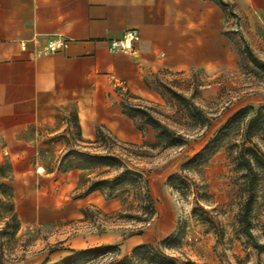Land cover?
I'll return each instance as SVG.
<instances>
[{"label":"crops","instance_id":"crops-1","mask_svg":"<svg viewBox=\"0 0 264 264\" xmlns=\"http://www.w3.org/2000/svg\"><path fill=\"white\" fill-rule=\"evenodd\" d=\"M245 3L264 11V0ZM225 23L214 0H0V163L11 167L20 224L79 221L88 209L118 212L119 199L82 194L80 171H45L44 143L69 127L65 116L74 113L84 140L98 127L125 141L138 138L121 96L152 98L148 83L165 73L223 63ZM130 29L139 33L134 50L110 52L109 43ZM55 40L68 49L44 55ZM55 145L54 161L62 153ZM119 241L102 231L78 236L71 248Z\"/></svg>","mask_w":264,"mask_h":264},{"label":"rangeland","instance_id":"rangeland-1","mask_svg":"<svg viewBox=\"0 0 264 264\" xmlns=\"http://www.w3.org/2000/svg\"><path fill=\"white\" fill-rule=\"evenodd\" d=\"M214 1L226 4L223 34L227 45L223 63L210 69L165 73L148 83L152 98L142 99L126 93L121 96L122 104L151 109V114L162 124L181 133L188 131L186 144L181 148L135 149L143 156L132 160L131 166L142 171L148 181L154 205L152 219L146 224L139 222L136 218L140 214L129 198L124 205L120 201L121 208L115 213L102 214L88 209L79 221L21 225L15 239L8 244L0 238V264H43L44 261L51 264L74 250L71 244L78 236L102 231L120 235V241L116 245H99L116 246V250L90 264H114L142 245L157 248L177 263L264 264V181L256 190L251 211V241L241 234L237 224L241 179L228 148L221 149L200 171L181 173V166L234 113L246 106L254 110L264 106V74L252 61L264 64V11L250 9L245 0ZM174 93L207 114L210 125L206 130H196L194 122L185 118L184 103L179 105L173 98ZM71 116H65L69 126ZM116 139L121 144L137 146L155 142L151 128L131 141ZM254 143L264 152V134L255 138ZM54 148L60 153L64 149L62 143ZM174 175L187 179L192 185L189 193L167 186V179ZM196 189L204 192L203 199H196ZM199 206L203 211L198 210ZM0 215H4L1 210ZM168 237H181V240L173 248L160 245ZM254 244L260 247L256 249ZM83 246L86 250L98 247Z\"/></svg>","mask_w":264,"mask_h":264},{"label":"trees","instance_id":"trees-1","mask_svg":"<svg viewBox=\"0 0 264 264\" xmlns=\"http://www.w3.org/2000/svg\"><path fill=\"white\" fill-rule=\"evenodd\" d=\"M223 9L226 4L219 2ZM254 65L264 74V64L253 59ZM173 98L179 105L184 103L182 112L185 118L194 122L196 130L207 129L210 119L200 108L191 104L188 100L174 93ZM253 107L246 106L234 113L216 131L213 137L181 166V173L200 171L210 159L224 147L230 150L231 159L235 170L239 173L241 183V203L237 214V224L241 234L253 241L251 233V211L256 199V190L264 181V152L254 143V139L264 134V106H259L253 111ZM123 114L134 124L142 135L147 128H151L154 136V144L140 146L134 144H121L112 134L98 127L95 130L93 140H84L81 136V128L78 117L74 113L70 119V126L60 134L46 140L45 149L40 151L42 165L45 171L54 169L61 173L71 170L80 171L79 187H83V195L100 192L107 199H119L124 205L131 198L135 208L140 214L137 216L141 223H148L154 216L153 200L150 196L148 181L144 173L132 165V160L141 158L143 153L135 152V149L167 150L181 148L186 144L188 131L181 133L162 124L151 114V109L122 104ZM56 143H62L64 149L57 160H53L51 147ZM86 145V146H83ZM88 145V146H87ZM90 147L94 152L87 151ZM11 167L8 162L0 165V210L4 215L3 226L0 228V238L5 239V244L14 240L20 230L21 224L14 205V193L11 186ZM167 186L171 189H179L183 193H189L192 185L181 175L170 176ZM198 187V186H196ZM204 192L196 189V199H203ZM198 210L203 211L200 206ZM181 237L164 239L160 245L173 248L180 242ZM2 244H0L1 246ZM259 248L258 244H254ZM1 248V247H0ZM116 246H98L92 249L71 251L62 259L51 264H90L108 254L114 253ZM190 264L179 262L175 258L166 256L157 248L149 245L135 247L129 256L123 257L114 264ZM43 264H47L44 261Z\"/></svg>","mask_w":264,"mask_h":264},{"label":"built area","instance_id":"built-area-1","mask_svg":"<svg viewBox=\"0 0 264 264\" xmlns=\"http://www.w3.org/2000/svg\"><path fill=\"white\" fill-rule=\"evenodd\" d=\"M139 41V33L135 29L127 30L121 39L112 40L109 43L110 52H122L129 53L134 50L135 45ZM68 49V43L61 40L50 41L43 49V54H53L59 51H65Z\"/></svg>","mask_w":264,"mask_h":264},{"label":"bare ground","instance_id":"bare-ground-1","mask_svg":"<svg viewBox=\"0 0 264 264\" xmlns=\"http://www.w3.org/2000/svg\"><path fill=\"white\" fill-rule=\"evenodd\" d=\"M41 170V169H40Z\"/></svg>","mask_w":264,"mask_h":264}]
</instances>
